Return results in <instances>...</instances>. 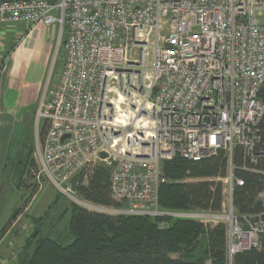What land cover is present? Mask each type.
<instances>
[{
  "label": "built area",
  "instance_id": "built-area-1",
  "mask_svg": "<svg viewBox=\"0 0 264 264\" xmlns=\"http://www.w3.org/2000/svg\"><path fill=\"white\" fill-rule=\"evenodd\" d=\"M58 27L62 53L55 87L41 101L35 131V180L91 212L223 225L228 264L259 249L264 188L256 215H239L234 150L244 171L264 161V0H13L0 4V29ZM6 61V60H5ZM4 61V62H5ZM3 62V68H4ZM45 97V96H44ZM121 107V114L118 112ZM226 160L219 212L167 210L158 204L174 159ZM101 154L105 157L101 158ZM102 167L119 207L77 200V185Z\"/></svg>",
  "mask_w": 264,
  "mask_h": 264
},
{
  "label": "trees",
  "instance_id": "trees-1",
  "mask_svg": "<svg viewBox=\"0 0 264 264\" xmlns=\"http://www.w3.org/2000/svg\"><path fill=\"white\" fill-rule=\"evenodd\" d=\"M13 1V0H7ZM53 4L56 0H47ZM264 99V84L260 90ZM264 144V119L260 126ZM43 131L41 132V136ZM242 149L234 150L235 176L243 181L234 190V206L239 215H256L261 207L257 193L264 188V176L244 171ZM12 179L17 184L37 167L25 156L13 162ZM29 166V167H28ZM226 160L222 153L198 162L174 159L164 162L162 172L167 180L159 188L158 204L167 210H210L219 212L223 202L222 183ZM27 168V169H26ZM264 172V161L256 168ZM76 195L101 207H119L111 197L109 173L102 167L87 172L76 188ZM55 201L54 203H56ZM20 210L7 223L10 227ZM46 212L30 219L33 230L27 238L17 264H227L226 237L223 225H203L194 221L145 217L109 216L70 207L66 229L54 231L45 227ZM4 228L0 238L7 232ZM231 264H264V236L259 249L239 253Z\"/></svg>",
  "mask_w": 264,
  "mask_h": 264
},
{
  "label": "rangeland",
  "instance_id": "rangeland-1",
  "mask_svg": "<svg viewBox=\"0 0 264 264\" xmlns=\"http://www.w3.org/2000/svg\"><path fill=\"white\" fill-rule=\"evenodd\" d=\"M52 28L55 29L54 26ZM61 55L62 53L58 51L48 69L47 79L41 88L39 100L29 104L23 111L20 123L16 124L13 131L11 142L0 146V234L4 228H7V223L14 214V210H20L16 220L0 238V264H17L19 262L21 254H23V246L33 230L31 217L38 218L46 212L45 227H52L54 231L60 233L58 231L67 227L70 219V207L76 205L75 202L57 192L45 178H41V186H38L35 180L37 168L32 173H27L17 186L11 173L13 172V162L17 163L27 155L36 166L33 157L35 131H42L44 121L40 119L37 123L35 115L39 110L42 97L45 96V99L54 89V80ZM40 139L41 134L39 133ZM75 198L81 200L77 195ZM55 201L57 202L54 203ZM27 207L28 210H26ZM161 225L163 228H167L165 224Z\"/></svg>",
  "mask_w": 264,
  "mask_h": 264
},
{
  "label": "crops",
  "instance_id": "crops-1",
  "mask_svg": "<svg viewBox=\"0 0 264 264\" xmlns=\"http://www.w3.org/2000/svg\"><path fill=\"white\" fill-rule=\"evenodd\" d=\"M53 26L28 29L18 24L0 29V146L11 142L23 111L39 100L48 69L61 52L57 49L58 27Z\"/></svg>",
  "mask_w": 264,
  "mask_h": 264
},
{
  "label": "water",
  "instance_id": "water-1",
  "mask_svg": "<svg viewBox=\"0 0 264 264\" xmlns=\"http://www.w3.org/2000/svg\"><path fill=\"white\" fill-rule=\"evenodd\" d=\"M4 2H6V0L1 1L0 4H2V3H4ZM104 157H105V155H104V154H101V158H104ZM77 180H78L77 177H74V178H72L71 181H70L71 191H72V192H75V191H76V188H77Z\"/></svg>",
  "mask_w": 264,
  "mask_h": 264
},
{
  "label": "bare ground",
  "instance_id": "bare-ground-1",
  "mask_svg": "<svg viewBox=\"0 0 264 264\" xmlns=\"http://www.w3.org/2000/svg\"><path fill=\"white\" fill-rule=\"evenodd\" d=\"M118 112H119V114H121V111H120V109H121V107L120 106H118Z\"/></svg>",
  "mask_w": 264,
  "mask_h": 264
}]
</instances>
